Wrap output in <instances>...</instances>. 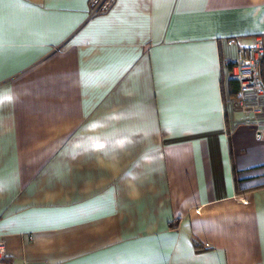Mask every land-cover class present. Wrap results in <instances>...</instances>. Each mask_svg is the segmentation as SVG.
I'll return each mask as SVG.
<instances>
[{
	"label": "crops",
	"instance_id": "obj_1",
	"mask_svg": "<svg viewBox=\"0 0 264 264\" xmlns=\"http://www.w3.org/2000/svg\"><path fill=\"white\" fill-rule=\"evenodd\" d=\"M89 12L0 7L4 264H264V93H229L264 0Z\"/></svg>",
	"mask_w": 264,
	"mask_h": 264
},
{
	"label": "built area",
	"instance_id": "obj_2",
	"mask_svg": "<svg viewBox=\"0 0 264 264\" xmlns=\"http://www.w3.org/2000/svg\"><path fill=\"white\" fill-rule=\"evenodd\" d=\"M115 0H90L89 17H95L108 12L114 6ZM230 40L229 44H234ZM264 60V33L256 36L250 47L240 48L238 59L232 64L231 78L239 83L240 91L255 90L264 93L262 88L261 64ZM262 137L261 133L257 134ZM7 256L6 243L0 240V264H4Z\"/></svg>",
	"mask_w": 264,
	"mask_h": 264
},
{
	"label": "trees",
	"instance_id": "obj_3",
	"mask_svg": "<svg viewBox=\"0 0 264 264\" xmlns=\"http://www.w3.org/2000/svg\"><path fill=\"white\" fill-rule=\"evenodd\" d=\"M261 78H262V88L264 90V60L261 64ZM230 96L236 98L239 94V83L235 80L230 81L229 84Z\"/></svg>",
	"mask_w": 264,
	"mask_h": 264
},
{
	"label": "snow or ice",
	"instance_id": "obj_4",
	"mask_svg": "<svg viewBox=\"0 0 264 264\" xmlns=\"http://www.w3.org/2000/svg\"><path fill=\"white\" fill-rule=\"evenodd\" d=\"M5 2L6 0H0V7H2Z\"/></svg>",
	"mask_w": 264,
	"mask_h": 264
}]
</instances>
